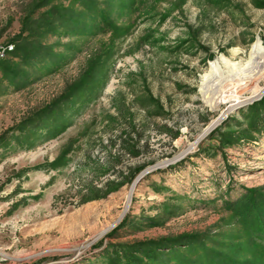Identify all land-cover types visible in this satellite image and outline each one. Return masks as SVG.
<instances>
[{
  "label": "rangeland",
  "instance_id": "rangeland-1",
  "mask_svg": "<svg viewBox=\"0 0 264 264\" xmlns=\"http://www.w3.org/2000/svg\"><path fill=\"white\" fill-rule=\"evenodd\" d=\"M258 1L0 0V48L13 46L0 60V264H108L111 245L194 235L206 250L136 258L264 264L263 232L230 206L253 197L264 223V69L236 82L260 70ZM38 46L24 65L21 48Z\"/></svg>",
  "mask_w": 264,
  "mask_h": 264
},
{
  "label": "trees",
  "instance_id": "trees-1",
  "mask_svg": "<svg viewBox=\"0 0 264 264\" xmlns=\"http://www.w3.org/2000/svg\"><path fill=\"white\" fill-rule=\"evenodd\" d=\"M88 2V1H87ZM257 5L260 4V2L255 0ZM90 3V2H88ZM91 5V3L89 4ZM88 7V4H87ZM99 18L101 21V25L97 26L96 29H98L101 32H104L103 29H105L106 26H111L112 23L108 19V16L104 13L99 14ZM43 47L38 46L36 49H29L27 47L21 48L22 53V61L25 63L24 65H27L30 61L40 59L43 57ZM5 69L9 68L8 65L3 66ZM262 103V102H261ZM263 106V105H262ZM256 108V106H255ZM254 108V109H255ZM258 108V107H257ZM264 109V108H263ZM52 112H45V117L49 116L51 117ZM253 197L246 198L242 201H239L235 204H230V206L233 209V212L235 215L239 216L242 219V223L244 225H247L250 223V226H248L249 229L253 230L256 235H258L259 231L263 232L264 235V223L261 221V215L260 209H258V206L256 205L255 201L253 200ZM249 225V224H248ZM252 225V226H251ZM198 244L200 248L203 250H206L207 248L204 246V238H202L199 235L194 236H181L174 239H160L155 241H147L143 243L133 244V245H111L112 250L111 253L114 254V257L109 258L108 264H123L120 260V255L127 256L125 257L128 259L129 257H132L134 261L137 260L138 263L142 264L143 261L142 258L137 259L136 257L140 255V253H143L145 257H149L151 259H154V257L165 254L168 252H174L178 250H184L188 246ZM181 247L183 249H181ZM178 254V253H176ZM178 256V255H175ZM182 258H179L176 260V263L179 264L181 262ZM123 262H126L123 261ZM233 264H236V262H232Z\"/></svg>",
  "mask_w": 264,
  "mask_h": 264
},
{
  "label": "bare ground",
  "instance_id": "bare-ground-1",
  "mask_svg": "<svg viewBox=\"0 0 264 264\" xmlns=\"http://www.w3.org/2000/svg\"><path fill=\"white\" fill-rule=\"evenodd\" d=\"M10 52L12 51V49L9 50ZM9 52V53H10ZM7 51H3V52H0V60H2L5 55H6ZM233 56L234 57H238L240 55H242V52L238 51V50H233L232 52ZM249 58L250 60L258 65L260 67V70H257V67L255 66L254 67V70H252L251 72L245 74V70H239L241 71V74L238 75V79H236L237 83L238 82H242L244 83V85H246V83H251L253 82L255 79L259 78V76L262 75V71H263V67L262 65L264 64V47L263 45L261 44V42L259 40H257L250 48V51H249ZM220 63L223 64V65H229L231 68H237L238 64H235V63H231L228 59H226L225 57L223 56H220ZM224 62V63H223ZM218 66V63L217 61H212V62H209L208 64V67H209V71L204 74L202 77H201V82L202 84H206V83H209L212 79V75H213V72L215 70H217V67ZM242 68V67H241ZM248 68V67H247ZM240 69V68H239ZM247 70V69H246ZM244 76V77H242ZM213 80V79H212ZM247 88V87H246ZM258 92V91H257ZM254 92V96H259L261 95L262 92ZM212 101V103H211ZM226 101H223V100H209V105L210 106H213V107H217L218 105L224 103ZM228 104H229V107L228 109L225 111L224 114L222 115H225L226 113H228L231 109H233L234 107L238 106L241 101L239 100V97H235V99H230V101H227ZM223 117V116H222ZM221 119H215L214 121H212L209 126L203 130L202 134L199 136V140H197V143L203 139L213 128H215L219 123H220ZM129 199H130V195H127V200H126V205L125 207L127 208L128 205H129ZM124 213L121 214V216H123ZM120 216V218H121ZM106 231H103L102 233H100V236H102Z\"/></svg>",
  "mask_w": 264,
  "mask_h": 264
},
{
  "label": "built area",
  "instance_id": "built-area-1",
  "mask_svg": "<svg viewBox=\"0 0 264 264\" xmlns=\"http://www.w3.org/2000/svg\"><path fill=\"white\" fill-rule=\"evenodd\" d=\"M10 49H13V46H9V47H5V48H0V52H3V51H9Z\"/></svg>",
  "mask_w": 264,
  "mask_h": 264
},
{
  "label": "water",
  "instance_id": "water-1",
  "mask_svg": "<svg viewBox=\"0 0 264 264\" xmlns=\"http://www.w3.org/2000/svg\"><path fill=\"white\" fill-rule=\"evenodd\" d=\"M138 180H139V178L134 182V184H133V186H132V188H134L135 187V185H136V183L138 182Z\"/></svg>",
  "mask_w": 264,
  "mask_h": 264
}]
</instances>
